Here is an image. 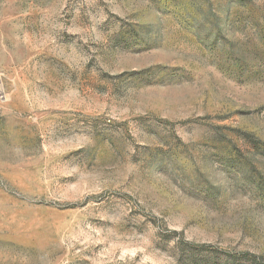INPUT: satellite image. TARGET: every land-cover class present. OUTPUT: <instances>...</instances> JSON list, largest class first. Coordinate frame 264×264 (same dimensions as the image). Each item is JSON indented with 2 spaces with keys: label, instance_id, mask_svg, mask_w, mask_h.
<instances>
[{
  "label": "rangeland",
  "instance_id": "obj_1",
  "mask_svg": "<svg viewBox=\"0 0 264 264\" xmlns=\"http://www.w3.org/2000/svg\"><path fill=\"white\" fill-rule=\"evenodd\" d=\"M192 253L264 262V0H0V264Z\"/></svg>",
  "mask_w": 264,
  "mask_h": 264
},
{
  "label": "trees",
  "instance_id": "obj_2",
  "mask_svg": "<svg viewBox=\"0 0 264 264\" xmlns=\"http://www.w3.org/2000/svg\"><path fill=\"white\" fill-rule=\"evenodd\" d=\"M247 256V255H245ZM244 255H242V258L245 257ZM242 258H238L236 255H229L227 258H225L224 260H222L221 262H217L215 260H201V258H198L197 256H195V253H192L191 258L189 259V264H248V263H242L241 260ZM245 258L247 261H249L251 264H264V262L262 263L261 261H259V258L256 256H252Z\"/></svg>",
  "mask_w": 264,
  "mask_h": 264
}]
</instances>
